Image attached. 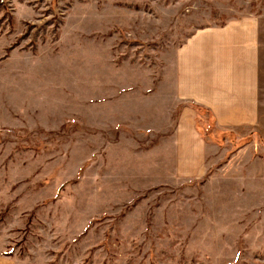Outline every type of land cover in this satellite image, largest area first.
<instances>
[{
	"label": "rangeland",
	"instance_id": "rangeland-1",
	"mask_svg": "<svg viewBox=\"0 0 264 264\" xmlns=\"http://www.w3.org/2000/svg\"><path fill=\"white\" fill-rule=\"evenodd\" d=\"M0 264H264V0H0ZM258 21L259 125L176 95L198 29ZM184 108L207 173L176 174Z\"/></svg>",
	"mask_w": 264,
	"mask_h": 264
},
{
	"label": "crops",
	"instance_id": "crops-1",
	"mask_svg": "<svg viewBox=\"0 0 264 264\" xmlns=\"http://www.w3.org/2000/svg\"><path fill=\"white\" fill-rule=\"evenodd\" d=\"M258 21L244 15L196 30L178 50L176 95L207 109L221 130L259 125ZM176 174L200 178L209 168V143L184 108L174 130Z\"/></svg>",
	"mask_w": 264,
	"mask_h": 264
},
{
	"label": "trees",
	"instance_id": "trees-1",
	"mask_svg": "<svg viewBox=\"0 0 264 264\" xmlns=\"http://www.w3.org/2000/svg\"><path fill=\"white\" fill-rule=\"evenodd\" d=\"M0 5H1V1H0Z\"/></svg>",
	"mask_w": 264,
	"mask_h": 264
}]
</instances>
